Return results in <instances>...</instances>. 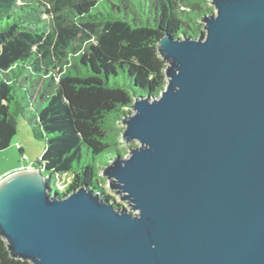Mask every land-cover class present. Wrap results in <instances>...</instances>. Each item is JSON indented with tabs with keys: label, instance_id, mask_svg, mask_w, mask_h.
Listing matches in <instances>:
<instances>
[{
	"label": "water",
	"instance_id": "water-1",
	"mask_svg": "<svg viewBox=\"0 0 264 264\" xmlns=\"http://www.w3.org/2000/svg\"><path fill=\"white\" fill-rule=\"evenodd\" d=\"M197 37L157 41L166 85L136 96L101 169L130 209L40 168L0 180V238L30 264H264V0H210Z\"/></svg>",
	"mask_w": 264,
	"mask_h": 264
},
{
	"label": "trees",
	"instance_id": "trees-1",
	"mask_svg": "<svg viewBox=\"0 0 264 264\" xmlns=\"http://www.w3.org/2000/svg\"><path fill=\"white\" fill-rule=\"evenodd\" d=\"M209 4L0 0V150L24 120L45 142L31 166L41 169L52 193L64 196L85 184L112 200L100 171L125 152L120 120L134 97H155L166 85L157 41L164 32L197 37ZM0 264L30 263L10 257L0 238Z\"/></svg>",
	"mask_w": 264,
	"mask_h": 264
},
{
	"label": "rangeland",
	"instance_id": "rangeland-1",
	"mask_svg": "<svg viewBox=\"0 0 264 264\" xmlns=\"http://www.w3.org/2000/svg\"><path fill=\"white\" fill-rule=\"evenodd\" d=\"M212 10L213 7L209 4ZM201 23V22H200ZM200 31H203V27L200 28ZM131 112V110H130ZM119 127L124 128L121 124ZM15 139L24 148V161L22 160L21 154L18 151V148L15 143ZM123 143V142H122ZM138 145L137 141H131L129 143H123L121 147L124 149L123 156H126L128 153V149L132 146ZM45 142L36 140L31 135L30 128L24 120H20L17 127V133L13 138V141L9 147L6 149L0 150V180L5 178L6 176L14 173L16 171L25 169L32 165V163L39 159L42 152L44 151ZM67 179L65 178V181ZM54 182V181H53ZM58 189L62 190L64 188V182H58ZM106 195L112 198V202L114 204L121 205L122 208L130 209L125 201L120 200V194L115 193L114 190L109 189L107 185V180L105 179V183L102 185Z\"/></svg>",
	"mask_w": 264,
	"mask_h": 264
},
{
	"label": "crops",
	"instance_id": "crops-1",
	"mask_svg": "<svg viewBox=\"0 0 264 264\" xmlns=\"http://www.w3.org/2000/svg\"><path fill=\"white\" fill-rule=\"evenodd\" d=\"M15 143L16 144H19L18 142H17V139H15ZM20 145V144H19ZM21 148L23 149V153H24V148H23V146H21ZM27 168H32V166H29V167H27Z\"/></svg>",
	"mask_w": 264,
	"mask_h": 264
},
{
	"label": "built area",
	"instance_id": "built-area-1",
	"mask_svg": "<svg viewBox=\"0 0 264 264\" xmlns=\"http://www.w3.org/2000/svg\"><path fill=\"white\" fill-rule=\"evenodd\" d=\"M16 146H17V148H20L21 147L19 144H16ZM57 187H58V185H57Z\"/></svg>",
	"mask_w": 264,
	"mask_h": 264
}]
</instances>
